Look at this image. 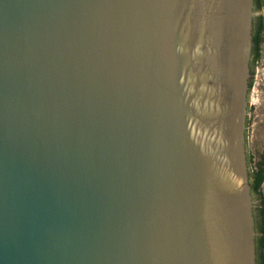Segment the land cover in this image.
Here are the masks:
<instances>
[{
	"label": "water",
	"instance_id": "water-1",
	"mask_svg": "<svg viewBox=\"0 0 264 264\" xmlns=\"http://www.w3.org/2000/svg\"><path fill=\"white\" fill-rule=\"evenodd\" d=\"M255 14L0 0V264H259Z\"/></svg>",
	"mask_w": 264,
	"mask_h": 264
},
{
	"label": "flooded vegetation",
	"instance_id": "flooded-vegetation-1",
	"mask_svg": "<svg viewBox=\"0 0 264 264\" xmlns=\"http://www.w3.org/2000/svg\"><path fill=\"white\" fill-rule=\"evenodd\" d=\"M254 10L256 12L253 17V47L251 55L252 65V79L255 72L257 62L262 58L263 46H264V0H254ZM263 29L261 30V25ZM257 36L259 37L257 42ZM259 53V55H258ZM251 79V82H252ZM251 86V85H250ZM251 89V87H250ZM252 183V181H251Z\"/></svg>",
	"mask_w": 264,
	"mask_h": 264
},
{
	"label": "rangeland",
	"instance_id": "rangeland-1",
	"mask_svg": "<svg viewBox=\"0 0 264 264\" xmlns=\"http://www.w3.org/2000/svg\"><path fill=\"white\" fill-rule=\"evenodd\" d=\"M260 60L257 62L256 64V73H255V80L253 82L252 85V89H251V94H250V107H249V119H248V157H249V162H250V167L251 170L253 172L254 169H256L257 167H255V155L252 153L253 150L251 148V131H252V125L254 124V119L257 117V111H256V106L259 105L260 99L261 97H259L261 95V91L258 89V86L260 85V68H261V64ZM262 191L264 193V189H263V185H262ZM259 202H260V198H259Z\"/></svg>",
	"mask_w": 264,
	"mask_h": 264
},
{
	"label": "trees",
	"instance_id": "trees-1",
	"mask_svg": "<svg viewBox=\"0 0 264 264\" xmlns=\"http://www.w3.org/2000/svg\"><path fill=\"white\" fill-rule=\"evenodd\" d=\"M263 29V24L261 25ZM259 37L257 36V42ZM259 55V53H258ZM252 188L259 195L260 198V215L261 223L259 225L261 236L258 238V259L259 264H264V193L262 191V185L264 182V169L257 167L251 174Z\"/></svg>",
	"mask_w": 264,
	"mask_h": 264
}]
</instances>
